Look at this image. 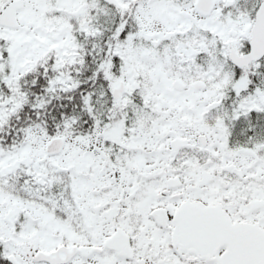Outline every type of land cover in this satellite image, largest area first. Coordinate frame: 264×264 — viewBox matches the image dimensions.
<instances>
[{"label": "snow or ice", "instance_id": "snow-or-ice-1", "mask_svg": "<svg viewBox=\"0 0 264 264\" xmlns=\"http://www.w3.org/2000/svg\"><path fill=\"white\" fill-rule=\"evenodd\" d=\"M0 264H264V0H0Z\"/></svg>", "mask_w": 264, "mask_h": 264}]
</instances>
